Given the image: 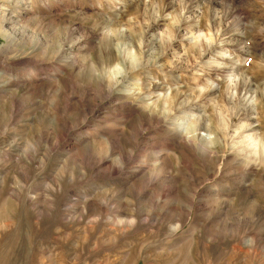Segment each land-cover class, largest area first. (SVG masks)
Masks as SVG:
<instances>
[{
  "label": "clouds",
  "instance_id": "obj_1",
  "mask_svg": "<svg viewBox=\"0 0 264 264\" xmlns=\"http://www.w3.org/2000/svg\"><path fill=\"white\" fill-rule=\"evenodd\" d=\"M247 11L249 15L241 17L242 27L233 33L232 39L222 35L223 27L213 29L211 22L205 19L203 27H197L193 39L181 52L182 56L190 57L187 65L192 69L201 64L207 52L223 47L227 40L229 51L218 54L231 59L230 52L234 51L240 71L225 74L223 95L211 81L205 86L197 80H193L194 86L187 92L179 84L165 85L162 90L153 92L152 83H159L158 80L150 82L147 90L138 86L134 91L125 92L123 80L130 69L126 70L118 58L98 61L90 52L78 55L77 46L86 47L84 35L77 34L71 41L61 40L54 47L41 45L33 35L28 43L39 55L29 59L28 52L21 55L15 50V29L10 33L0 28V38H6L0 45L3 50L0 51V264H111L106 260L108 251L119 246L121 239L134 232L138 225L149 223L154 212L163 213L171 203L166 199L161 206V195L153 191L155 182L164 173L162 161L156 159L150 167L137 168L132 174L129 194L122 197L127 206L126 214L111 215L99 210L89 213L88 205L93 201L106 207L108 199L115 195L110 187L97 189L89 182L107 170L123 172L133 162L137 149L126 146L124 152L113 155L105 139L104 148L88 160L81 157L79 148L69 149L67 145L74 140L73 134L88 123V117L61 128L58 112L66 83L93 96L97 110L117 96L130 97V104L159 120L157 128L173 133L172 139L182 149L197 161L214 166L213 179L224 172L226 162L237 165L241 170L236 175L241 202L238 204L235 197L226 200L235 209V215L226 218L234 227H226L223 237L229 242H244L246 247L242 250L248 253L254 250L257 237L249 232L247 225L264 223V182L257 176L247 177L253 169L264 176V0H249ZM173 23L177 24L178 20L174 19ZM109 33L111 29H102L99 38ZM57 35H60L59 30ZM87 39L91 40V36ZM132 51L135 53L134 49ZM72 56L77 58L68 62ZM13 61L16 63L9 66ZM45 69L56 70V75L50 77V86L43 98L30 105L22 102L30 101L31 97L22 98L17 85L41 83ZM196 75L194 72L193 76ZM253 77H260L259 82L244 99L257 112L256 124L234 125V111L225 100H236L240 82L248 85ZM214 90L209 110L202 113L204 131H199L202 116L195 111L179 128L173 127V118L179 119L182 105L191 104L193 100L199 102L205 93ZM73 94L74 91L69 92L68 96ZM26 107L39 114L25 119ZM248 127L255 131L244 132ZM124 130L128 131L126 127ZM143 131L147 134V129ZM198 138L203 141V152L194 148ZM81 145H87V140L81 141ZM168 155L179 168L181 155L176 152ZM179 174V171L172 172V175ZM228 175L234 172L230 169ZM137 181H140L138 189L135 188ZM208 183L211 181L205 178L204 184ZM181 184L182 196L175 201L176 211L170 212L163 240L170 243L190 231L187 253L191 257L200 234V228L192 223L194 206L204 185L189 187L183 179ZM133 191L140 197L141 204L151 200L142 217L136 215L137 200L133 198ZM78 195H82V202L80 210L76 211ZM221 203L220 199L215 201L217 206ZM118 219L125 221L122 227L117 226ZM208 243H213L211 236ZM143 247L145 245H141ZM204 264H213L211 257L205 258Z\"/></svg>",
  "mask_w": 264,
  "mask_h": 264
},
{
  "label": "rangeland",
  "instance_id": "obj_2",
  "mask_svg": "<svg viewBox=\"0 0 264 264\" xmlns=\"http://www.w3.org/2000/svg\"><path fill=\"white\" fill-rule=\"evenodd\" d=\"M248 6L249 0H0V28L10 33L15 29V50L21 55L28 52L29 59H35L39 55L28 43L33 35L41 45L51 44L53 47L61 40L71 41L77 34L84 35L86 39L83 43L86 47L77 46L78 55L90 52L98 61L118 58L126 70L130 69L123 80L122 88L125 92L134 91L138 86L147 90L153 80L159 81L152 83L153 92L162 90L165 85L177 84L183 85L187 92L190 86H194L193 80H197L205 86L211 81L223 95L225 74L240 71L235 63V52H230L231 59L218 54L229 51L230 45L225 40L223 47L213 48L200 65L189 69L187 61L190 57L181 55L183 48L189 43L185 37L192 39L193 32L198 26L203 27L207 19L213 29L223 27L222 35L232 39L233 33L242 27L241 17L249 15ZM182 9L183 15H180ZM174 19L178 20L177 24L173 23ZM229 20L232 21L231 24L228 23ZM102 29H111L114 34H106L100 39ZM89 36L91 40L87 39ZM5 39L0 38V45L5 43ZM76 58L69 57L68 62ZM15 63L16 61L9 62V66ZM194 72L197 73L196 76H193ZM201 72L202 76L199 75ZM44 73L41 83L17 85L22 98L31 97L30 101L22 102L30 105L43 98L50 86V77L56 75V70L49 72L45 69ZM217 76L221 79H217ZM259 79L260 77H253L248 85L241 81L237 99L225 100L234 111V125L256 124L254 117L257 112L244 96L253 92ZM73 91L74 94L68 96ZM214 97L215 90L205 93L199 102L193 100L191 104L182 105L178 112L179 119L173 118V127L179 128L194 111L202 116L204 111L209 110L208 104ZM130 99L128 96H117L97 110L93 96L66 83L58 112L61 128L88 117V123L73 134L74 140L67 145L69 149L79 148L84 160L101 151L105 139L111 145L113 155L124 152L126 146L137 149L133 162L123 172L118 169L107 170L89 182L97 189L110 187L115 194L108 199L106 207L93 201L88 205L89 213L99 210L111 215L126 214L127 206L122 197L129 194L132 174L137 168L150 167L156 159L162 161L164 173L155 182L153 191L161 195V206L166 199L171 203L163 213L154 212L149 223L138 225L134 232L123 237L119 246L108 251L106 260L111 264H204L205 258L211 257L213 264H264V223L247 225L249 232L255 233L257 237V245L251 253L242 250L246 247L244 242H229L223 237L226 227H234L227 223L226 218L235 215V209L226 200L235 197L238 204L241 202V192L236 183V175L241 172L238 166L226 162L224 172L213 179L214 166L197 161L186 149L175 143L173 133L157 128L161 123L159 120L135 109L130 104ZM38 114L34 109L26 107L24 118ZM125 127L128 131L124 130ZM144 129H147V134ZM199 131L204 130L199 126ZM252 131L255 130L250 132ZM85 139L87 145L82 146L81 141ZM194 148L203 152V141L198 138ZM169 152L181 155L179 168L168 155ZM124 158L127 163L126 153ZM230 169L234 175H228ZM173 171H179L180 174L172 175ZM252 176H257L264 182V176H260L254 169L247 178L251 179ZM205 178L211 183L204 184ZM182 179L189 187L204 185L197 194L194 206L192 223L200 228V234L196 238L191 257L187 253L190 231L172 239L170 243L163 240L170 212L176 211L175 201L182 196ZM139 186L140 181H137L135 188L138 189ZM132 195L137 200L136 215L142 217L151 200L141 204L135 191ZM217 199L222 201L219 206L215 204ZM75 202L76 211H79L82 195H78ZM186 218L185 216L184 219ZM124 223L122 219L117 220L119 227ZM209 236L213 238L211 244L208 243ZM141 245L145 247L142 249Z\"/></svg>",
  "mask_w": 264,
  "mask_h": 264
},
{
  "label": "bare ground",
  "instance_id": "obj_3",
  "mask_svg": "<svg viewBox=\"0 0 264 264\" xmlns=\"http://www.w3.org/2000/svg\"><path fill=\"white\" fill-rule=\"evenodd\" d=\"M157 25H158V24H157ZM193 33H194V32H193ZM190 36H191V35H190ZM185 38H186L187 41H189V42L193 39V38L191 39V38H187V37H185ZM182 39H183V38H182ZM182 39H181V40H182ZM187 41H186V42H187ZM207 54H208V52H207ZM207 54H206L205 56H207ZM205 56H204V57H205ZM224 58H225V57H224ZM218 65H219V64H218ZM215 68H216V67H215ZM237 68H238V67H237ZM250 125H252V124H250ZM200 128L203 129V130H205V129H204V120H203L202 123L200 124ZM245 130H246V132H250L251 130H255V129H254V128H251V127H248V129H245Z\"/></svg>",
  "mask_w": 264,
  "mask_h": 264
}]
</instances>
